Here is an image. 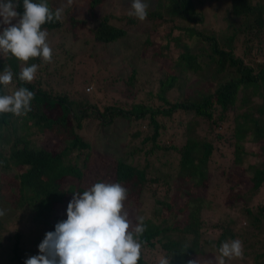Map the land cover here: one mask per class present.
<instances>
[{
  "label": "trees",
  "instance_id": "1",
  "mask_svg": "<svg viewBox=\"0 0 264 264\" xmlns=\"http://www.w3.org/2000/svg\"><path fill=\"white\" fill-rule=\"evenodd\" d=\"M106 1L84 0L86 13L93 20L91 27H88L85 17L76 14L73 0L70 7L68 4L65 6L63 14L69 17L73 29L87 27L94 42L109 44L123 41L128 29L112 20L116 18L129 25L140 20L129 13L118 15L112 11L102 13L96 10ZM19 3L18 11L22 14L23 0H19ZM47 3L53 11L59 8L53 0H47ZM225 3L224 26L219 30L215 25L205 24L204 13L197 8L195 0H157L153 9L148 8L147 20L156 24L155 30H159L160 36L166 37L162 49L172 58L168 49L173 46L177 56L172 59L183 68L173 67L170 71H161L158 90L147 91L145 97H135L128 107L114 104L100 108L95 98L82 94L72 96L67 91L53 93L49 87L43 86V83L49 82L46 79L22 82L19 72L25 66L23 62L11 54H6V61L0 57V72L5 66H11L14 73L13 83L6 87L0 86V94H12L19 87H26L35 93L31 111L26 115L17 117L10 113L0 114V166L15 167L19 171L15 177L7 178L0 185V192L4 201L10 202L13 207L21 210L28 208L32 212L31 221L49 224L42 238L47 232L54 231L58 222L67 219V214L62 215L58 206L74 192L82 193L88 189L82 186V181L89 167L92 145L80 133L85 121L95 119L99 125H108L116 119H124L137 126L130 132V137L139 138L141 144L149 145V150H145L146 155H153L155 149H174L179 153L175 180L170 183L164 179L166 187L163 194L156 188L149 192L154 203L150 215L138 213L133 223H137V217L144 218L145 231L140 238L143 248L139 264H159L161 258L169 259L170 264H188L204 256H214L204 246L215 245L219 249L223 242L237 239L240 233L233 229L236 221L229 216L213 225L221 230L216 239L205 238L203 208L198 205L203 200L192 194L182 198L171 190L178 183H188L186 185L200 190L205 188L202 183L205 176L207 178L210 158L216 148L214 140L220 141L225 136L215 132V125L223 120L224 114L231 108L235 112L228 137L232 139L234 162L242 164L246 153L245 142L260 145L264 150V61L260 62L257 58L261 51L264 53L261 47L264 0H225ZM63 24L64 20L61 19L42 27L48 33H56ZM159 25L163 29H158ZM3 27L0 25V32ZM74 37L77 38L76 32ZM147 40V44L152 43ZM66 58L73 62L72 54ZM56 60L60 62L59 58H54V63ZM32 63L45 69L49 64L46 62L44 65L40 58L30 60L29 64ZM57 70L55 68L51 75L64 78L63 71ZM138 73V69L132 67L128 81L130 88L134 87ZM73 79L71 76L66 83H72ZM207 81L213 83L206 89L209 93L199 88L208 86ZM84 83H89V79H83L81 84ZM76 87L74 82L70 89ZM176 120L186 124L188 136H185L181 146L173 142L167 145L162 142L161 136L169 129L170 121ZM193 130L202 132L204 138L199 140L191 136L190 131ZM45 132L55 135L62 143V148L38 145L34 136ZM75 150L78 154L86 150L81 164L80 156L72 158L71 154ZM142 150L141 145H134L131 151H124L122 156L113 158L106 173L93 177L92 185L97 182L120 183L128 190L126 205L131 198L140 197L146 188L149 190L152 183L163 181L152 173L151 177L148 176V163L140 167L134 161ZM247 170L251 172L247 192L238 196L245 199L248 216L256 223L264 218V203H256L255 210L252 209L253 197L264 186V161L249 163ZM110 174L113 175V181L109 179ZM174 206L185 217L183 225L178 220L169 223L164 215V212L170 213ZM5 224L0 221V246ZM249 237L255 240L248 241ZM10 238H14L8 246L12 253L10 260L25 264L23 248L26 247L22 242L21 231L15 229L9 233ZM243 240L253 249L260 241L256 233L246 234ZM260 246L264 247V243ZM255 256L258 264H264V249L255 253Z\"/></svg>",
  "mask_w": 264,
  "mask_h": 264
},
{
  "label": "rangeland",
  "instance_id": "2",
  "mask_svg": "<svg viewBox=\"0 0 264 264\" xmlns=\"http://www.w3.org/2000/svg\"><path fill=\"white\" fill-rule=\"evenodd\" d=\"M53 1L59 8L63 6V11L68 4V0ZM73 1L76 3L74 7L76 14L79 17H85L88 20V27H91L93 20L86 13L84 0ZM145 2L148 3L149 9H153L157 4V0H145ZM195 3L197 8L204 13L207 26L215 25L218 30L224 26L225 0H195ZM131 4L132 0H107L105 4L99 6L96 10L102 13L112 11L118 15H125L132 12ZM62 17L64 20L63 26L56 33L49 32L48 36V42L53 53H55L54 58H59L60 62L56 60V63H54L53 58L46 69L43 66L38 68L39 70L34 79L49 80V82L43 83V86L49 87L53 93L67 91L71 92L72 96L82 94L95 98L100 108L114 104L128 107L135 97H145L147 91L158 90V82L162 76L161 71H170L173 67L183 68L182 65H177V62L172 59L177 56V51L171 46L172 44L168 49L172 58H169V55L166 54L167 51L162 49V45L167 41L166 37L160 36L159 30H155L156 24L147 19L130 25L116 18L113 19L114 23L124 25L128 29V34L123 41L103 44L92 40L87 27L73 29L69 24V17L63 13ZM158 29H163L162 25H159ZM75 32L77 38L74 37ZM147 39L151 40L152 43L147 44ZM261 47L264 50V36L262 37ZM69 54H72L73 62L66 58ZM0 57L6 61V54H0ZM257 58L260 62L264 61L263 51L257 54ZM45 64L46 62H44ZM132 67H136L139 73L136 75L134 87L130 88L128 81ZM55 68H58L57 71H63L64 78L51 75ZM71 76L74 78L72 83H66ZM83 79H89V83L81 84ZM194 80L195 78L192 82ZM74 82L77 87L70 89ZM206 83H208V86H199L203 92L213 84L209 81ZM88 88H91V91ZM75 91L77 92L75 93ZM206 93H209V91H206ZM234 112L235 110L231 108L224 114L223 120L215 125V132L225 136L220 141L214 140L216 148L210 158V169L207 178L205 176L206 179L204 178L202 183L205 188L200 190L197 187L186 185L188 183H178L173 185L171 190L177 192V196L182 198H188L189 194H192L203 200L198 205L203 208L202 219L203 227H205V238L216 239L218 237L221 230L213 225L220 223L221 219L226 216L235 219L236 225L233 229L236 233L241 234L237 235L236 238L243 242L244 256L242 259L226 260V264H258L255 253L264 249L260 246L261 243H264V218L260 222L253 223L246 211L245 199L238 195L246 193L248 189L251 172L247 170V165L263 162L264 150L260 145L245 142L246 153L242 164L237 165L234 162L232 139L228 137L230 136L228 133H231L232 129ZM217 115L218 113L215 114V117ZM189 125L191 126L190 123H188ZM136 128L135 124H130L124 119H116L113 124L108 125H99L97 120L94 119L91 122L85 121L83 128L80 130L84 139L92 145L89 167L85 170L82 181L84 188H90L95 175L99 176L106 173L111 160L122 156L124 151H131L134 145L143 147V150L136 155L134 161L140 167L148 163L149 177L152 173L162 178L163 181L152 183L149 190L146 188L140 197L131 198L125 205L124 210L129 213L128 218L132 223L136 221L138 213L140 215H150L154 203L149 192L156 188L160 194L164 193L166 187L164 181L167 180L171 183L175 180L179 161V153L174 149H155L153 155H146L145 150L148 149L149 145H143L140 143L139 138L134 139L129 135ZM171 134L172 136H170ZM190 135L199 140L204 138L203 133L198 130L190 131ZM185 136H188L186 124H180L176 120L170 121L169 129L163 133L161 139L167 145L173 142L175 145L181 146L185 142ZM34 138L38 145L49 148H62V143L50 132L37 133ZM85 151L83 150L81 154H78V151L75 150L71 154L72 158L80 156L79 162L81 164ZM18 172L15 167L5 168L0 166V185H3L7 178L15 177ZM109 179L113 181V175L110 174ZM73 196L69 195L64 203L58 206L62 215L67 214V206ZM253 198L252 203L254 205L252 209L255 210L256 203H264V186ZM4 199L1 191L0 210H3L4 215L0 216V221L6 223V226L2 232L0 264H17V262L10 260L12 253L9 251L8 246L14 238H10V240L9 233H12L15 229L21 231L22 242L26 247L23 248L25 259H27L40 254L38 246L43 241L42 234L47 230L49 224H38L31 221L32 212L28 208L25 210L15 208L10 202H5ZM164 215L167 216L169 223L178 220L179 224H184L185 217L179 212L177 206H174L170 213L164 212ZM248 233H256L260 239L255 244V249L243 240ZM253 240H255L254 237L248 238V241ZM204 248L211 250L214 256H204L203 259H198L197 264H219L218 248L215 245H206Z\"/></svg>",
  "mask_w": 264,
  "mask_h": 264
},
{
  "label": "clouds",
  "instance_id": "3",
  "mask_svg": "<svg viewBox=\"0 0 264 264\" xmlns=\"http://www.w3.org/2000/svg\"><path fill=\"white\" fill-rule=\"evenodd\" d=\"M71 4L72 0H68L67 6ZM19 7V0H0V25L5 26L0 32V54H11L23 62L19 80L31 83L39 65L29 61L40 58L50 63L53 59L49 33L42 26L60 21L63 6L53 11L47 0H23L22 14ZM131 8L130 15L141 22L147 19L149 5L145 0H132ZM13 77L11 66H5L0 72V86L11 84ZM34 97L35 93L26 87H19L12 94H0V114L26 115ZM127 198L128 190L120 183L97 182L82 193L74 192L67 206V219L45 234L38 246L40 254L27 258L25 264H139L144 218L137 217L133 225L124 210ZM218 252L219 264H226V260L243 258L244 245L240 239L228 240ZM159 264L170 261L161 258Z\"/></svg>",
  "mask_w": 264,
  "mask_h": 264
},
{
  "label": "built area",
  "instance_id": "4",
  "mask_svg": "<svg viewBox=\"0 0 264 264\" xmlns=\"http://www.w3.org/2000/svg\"><path fill=\"white\" fill-rule=\"evenodd\" d=\"M91 89V88H88V90Z\"/></svg>",
  "mask_w": 264,
  "mask_h": 264
}]
</instances>
